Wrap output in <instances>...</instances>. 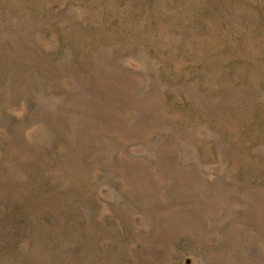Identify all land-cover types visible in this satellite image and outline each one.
<instances>
[{
    "label": "rangeland",
    "instance_id": "374dc122",
    "mask_svg": "<svg viewBox=\"0 0 264 264\" xmlns=\"http://www.w3.org/2000/svg\"><path fill=\"white\" fill-rule=\"evenodd\" d=\"M0 264H264V0H0Z\"/></svg>",
    "mask_w": 264,
    "mask_h": 264
}]
</instances>
